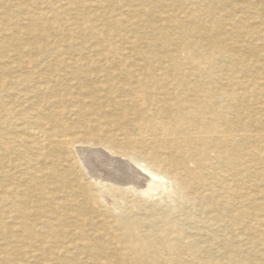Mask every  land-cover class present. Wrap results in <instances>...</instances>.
<instances>
[{
	"label": "bare ground",
	"instance_id": "obj_1",
	"mask_svg": "<svg viewBox=\"0 0 264 264\" xmlns=\"http://www.w3.org/2000/svg\"><path fill=\"white\" fill-rule=\"evenodd\" d=\"M23 1L0 0L4 264H264V0Z\"/></svg>",
	"mask_w": 264,
	"mask_h": 264
},
{
	"label": "rangeland",
	"instance_id": "obj_2",
	"mask_svg": "<svg viewBox=\"0 0 264 264\" xmlns=\"http://www.w3.org/2000/svg\"><path fill=\"white\" fill-rule=\"evenodd\" d=\"M24 2V4H25V6H27V7H30V8H34L31 4H30V0H24L23 1ZM107 2H109V6L110 7H114V6H119L120 4L123 6L126 2H124V0H120V1H113V0H107ZM122 2H124V4H122ZM115 4V5H114ZM44 5V3H42L41 4V6H43ZM121 6V7H122ZM126 7V6H125ZM125 7H122V8H125ZM36 8V7H35ZM121 8V9H122ZM20 9H18V11H19ZM19 15H18V23L20 24H23L25 21H23V19H25V14L24 13H22L21 11H19ZM8 14H10V13H8ZM24 14V15H23ZM9 17V20H11V22L9 21V23H8V25H9V27H12V28H15L14 26H15V22L17 21V18L16 17H11V16H8ZM47 28H45L44 30H43V32H45L46 31V35L49 37V39H51L52 38V35H53V32H52V30H50L49 28L46 30ZM49 31V32H48ZM54 36V35H53ZM23 38V39H22ZM22 38H20V41L19 42H23V43H25L26 42V39H25V37H22ZM38 42L39 41V43L38 44H42V39H38V40H36L35 39V42ZM22 43V44H23ZM1 245V244H0ZM2 246V245H1ZM0 246V247H1ZM3 247V246H2ZM6 251L7 252H9L8 253V256H9V254H10V259L12 260L11 261V263L10 264H21V262H22V260H20V258L18 257V256H16V255H13L12 254V251H11V249L9 248V247H7V249H6ZM11 252V253H10ZM0 264H4V261L2 260V258H0Z\"/></svg>",
	"mask_w": 264,
	"mask_h": 264
}]
</instances>
